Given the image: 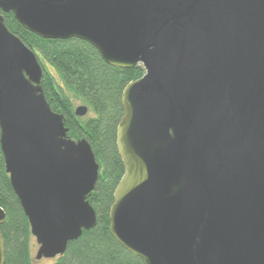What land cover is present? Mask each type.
Wrapping results in <instances>:
<instances>
[{
  "label": "water",
  "instance_id": "water-1",
  "mask_svg": "<svg viewBox=\"0 0 264 264\" xmlns=\"http://www.w3.org/2000/svg\"><path fill=\"white\" fill-rule=\"evenodd\" d=\"M28 32L138 65L116 144L110 232L144 264H264V0H0ZM35 52L0 15V145L36 260L98 224L91 144L68 137ZM86 106L75 114L84 118ZM0 206V264H5Z\"/></svg>",
  "mask_w": 264,
  "mask_h": 264
},
{
  "label": "trees",
  "instance_id": "trees-1",
  "mask_svg": "<svg viewBox=\"0 0 264 264\" xmlns=\"http://www.w3.org/2000/svg\"><path fill=\"white\" fill-rule=\"evenodd\" d=\"M7 28L37 55L43 69L41 86L52 110L64 118L68 137L87 140L99 164V178L88 200L97 213L95 229L70 243L66 253L51 264H144L111 235L109 214L115 190L124 175L118 153L117 128L124 115L122 95L127 85L141 79L145 70L109 66L89 43L70 39L45 40L25 30L13 14H5ZM88 114L79 118L76 105ZM0 206L7 214L1 227L5 244V264H36L31 253V229L6 172L0 145Z\"/></svg>",
  "mask_w": 264,
  "mask_h": 264
},
{
  "label": "rangeland",
  "instance_id": "rangeland-1",
  "mask_svg": "<svg viewBox=\"0 0 264 264\" xmlns=\"http://www.w3.org/2000/svg\"><path fill=\"white\" fill-rule=\"evenodd\" d=\"M79 104H77L75 107H78ZM31 253H32V256L35 258L36 257V254L38 252V249H39V245L36 241V238L32 236L31 238ZM52 260L50 259H42L40 261H36V264H51Z\"/></svg>",
  "mask_w": 264,
  "mask_h": 264
}]
</instances>
